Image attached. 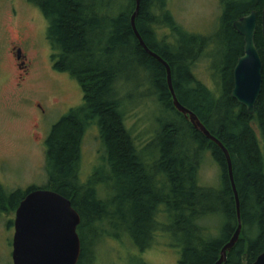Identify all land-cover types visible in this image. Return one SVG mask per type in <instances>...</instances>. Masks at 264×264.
<instances>
[{
  "label": "trees",
  "instance_id": "1",
  "mask_svg": "<svg viewBox=\"0 0 264 264\" xmlns=\"http://www.w3.org/2000/svg\"><path fill=\"white\" fill-rule=\"evenodd\" d=\"M27 1L47 22L52 68L69 74L82 90V105L62 117L45 141L47 183L41 188L70 200L80 216L77 264L95 263L97 246L107 238L125 237L144 252L161 233L180 248L179 264H215L238 226L225 157L174 109L164 67L134 35L136 0ZM167 1L140 0L135 27L145 46L170 67L180 104L230 155L242 229L225 264H253L264 252V68L262 93L248 115L231 98L233 69L244 49L233 23L257 13L254 40L264 67V0H221L217 28L207 36L178 25ZM203 59L213 89L193 73ZM139 90L145 94L138 98ZM145 99L154 104L157 126L151 141L140 147L126 119ZM91 127L98 130L101 165L83 183L81 146ZM206 153L218 169L215 187L198 183ZM36 189L7 194L0 186V211H16ZM86 231L95 237L91 250Z\"/></svg>",
  "mask_w": 264,
  "mask_h": 264
},
{
  "label": "rangeland",
  "instance_id": "2",
  "mask_svg": "<svg viewBox=\"0 0 264 264\" xmlns=\"http://www.w3.org/2000/svg\"><path fill=\"white\" fill-rule=\"evenodd\" d=\"M167 4L178 25L200 36L210 35L222 14L221 0H168ZM46 30L47 22L27 0H0V186L7 194L46 186L45 141L52 127L83 102L78 82L52 68ZM17 50L21 51L18 61ZM193 73L213 89L207 60L197 61ZM142 94L140 90L134 92L138 98ZM156 114L154 104L145 99L127 115L126 126L140 147L153 138ZM97 132L91 127L82 142L79 179L83 183L101 165ZM217 181L218 169L206 153L198 183L215 187ZM14 219L15 211L0 213V264H13ZM85 235L91 250L95 237L88 231ZM180 255V248L173 247L171 239L162 233L144 252L125 237L120 242L107 238L97 246L93 264H179Z\"/></svg>",
  "mask_w": 264,
  "mask_h": 264
},
{
  "label": "water",
  "instance_id": "3",
  "mask_svg": "<svg viewBox=\"0 0 264 264\" xmlns=\"http://www.w3.org/2000/svg\"><path fill=\"white\" fill-rule=\"evenodd\" d=\"M140 8L136 0V10L131 19L134 35L145 53L159 62L166 71V81L174 109L181 114L193 129L214 143L224 154L228 176L235 197L238 226L236 232L222 248L215 264H225L227 255L239 242L241 220L239 199L233 180L232 162L224 145L210 134L198 117L178 101L172 85L168 64L151 52L142 41L135 27ZM258 16L255 11L234 21V30L243 38V55L233 69L231 98L244 107L248 115L254 114L255 105L263 90V63L255 46ZM261 33L264 45V7L260 15ZM21 52L17 51L20 58ZM80 216L73 209L70 200L45 189L28 193L15 211L14 235L12 241L13 264H77L81 254V242L77 233ZM253 264H264L262 252Z\"/></svg>",
  "mask_w": 264,
  "mask_h": 264
},
{
  "label": "flooded vegetation",
  "instance_id": "4",
  "mask_svg": "<svg viewBox=\"0 0 264 264\" xmlns=\"http://www.w3.org/2000/svg\"><path fill=\"white\" fill-rule=\"evenodd\" d=\"M11 51H12V55H13V57H14V54H15L14 49L12 48ZM17 51H18V50H17ZM20 52H21V51H20ZM15 60L18 61L17 56L15 57ZM17 65H18L19 69H21L20 66H19V64H18V62H17ZM23 66H24V64H23ZM13 228H14V223H13Z\"/></svg>",
  "mask_w": 264,
  "mask_h": 264
}]
</instances>
